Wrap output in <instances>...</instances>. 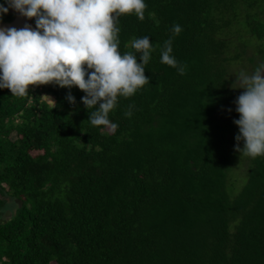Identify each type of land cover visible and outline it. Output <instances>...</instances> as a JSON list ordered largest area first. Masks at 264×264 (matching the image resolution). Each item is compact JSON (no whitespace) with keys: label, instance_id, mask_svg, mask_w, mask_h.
I'll return each mask as SVG.
<instances>
[{"label":"trees","instance_id":"obj_1","mask_svg":"<svg viewBox=\"0 0 264 264\" xmlns=\"http://www.w3.org/2000/svg\"><path fill=\"white\" fill-rule=\"evenodd\" d=\"M145 2L117 21L121 53L142 36L153 51L115 130L76 87L0 89V215L22 201L0 219V264H264V156L235 151L230 71L264 63V0ZM168 39L183 74L160 61Z\"/></svg>","mask_w":264,"mask_h":264},{"label":"clouds","instance_id":"obj_2","mask_svg":"<svg viewBox=\"0 0 264 264\" xmlns=\"http://www.w3.org/2000/svg\"><path fill=\"white\" fill-rule=\"evenodd\" d=\"M146 6L145 0H4L0 19L12 9L34 19L35 28H0V89L25 97L29 86L76 87L84 93L81 103L89 123L115 130L118 125L109 114L119 98L131 97L149 83L145 65L153 51L150 38L142 36L131 41L134 51L121 53L117 21L130 14L142 20ZM181 31L179 24L173 25L174 34ZM172 53L168 39L160 61L183 74L184 66H178ZM234 75L231 87L243 89L234 101L239 114L233 121L239 129L235 151L240 158L264 156V63L251 73L240 70ZM66 99L75 104L71 94Z\"/></svg>","mask_w":264,"mask_h":264},{"label":"water","instance_id":"obj_3","mask_svg":"<svg viewBox=\"0 0 264 264\" xmlns=\"http://www.w3.org/2000/svg\"><path fill=\"white\" fill-rule=\"evenodd\" d=\"M26 25H30L31 27L34 28L33 24L31 23V20H29L25 17H22L19 13L15 12V11H13V18L11 21L0 22V28H3V29L12 28V27L20 29V28L25 27ZM16 202L19 205V207H21L22 201L17 199ZM12 215H13V213L11 212L9 207L6 208L5 214L2 217L3 220H1V221L2 222L8 221L9 219H11Z\"/></svg>","mask_w":264,"mask_h":264},{"label":"rangeland","instance_id":"obj_4","mask_svg":"<svg viewBox=\"0 0 264 264\" xmlns=\"http://www.w3.org/2000/svg\"><path fill=\"white\" fill-rule=\"evenodd\" d=\"M243 65H236L235 67L231 68V73L233 76V79L235 80L236 77L234 74H236L237 72H239L240 70H245L248 71L249 73H251L253 70L251 69L252 65H250L249 63H242ZM44 99H46L51 105L53 104V99L51 97H44ZM14 137V135H13Z\"/></svg>","mask_w":264,"mask_h":264},{"label":"flooded vegetation","instance_id":"obj_5","mask_svg":"<svg viewBox=\"0 0 264 264\" xmlns=\"http://www.w3.org/2000/svg\"><path fill=\"white\" fill-rule=\"evenodd\" d=\"M17 199H12V200H9L8 201V207H9V209L11 210V212L14 214L15 213V211H16V209H17V207H19V205L17 204ZM4 214H5V210L1 213V215H0V219L1 220H3L2 219V217L4 216Z\"/></svg>","mask_w":264,"mask_h":264}]
</instances>
